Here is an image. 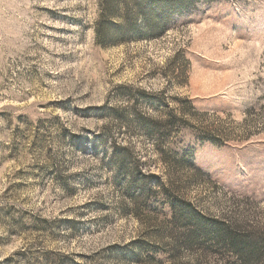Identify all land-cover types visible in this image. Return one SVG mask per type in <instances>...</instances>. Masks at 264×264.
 <instances>
[{
    "label": "rangeland",
    "instance_id": "1",
    "mask_svg": "<svg viewBox=\"0 0 264 264\" xmlns=\"http://www.w3.org/2000/svg\"><path fill=\"white\" fill-rule=\"evenodd\" d=\"M176 1L0 0V264H225L190 234L264 228V0Z\"/></svg>",
    "mask_w": 264,
    "mask_h": 264
},
{
    "label": "trees",
    "instance_id": "2",
    "mask_svg": "<svg viewBox=\"0 0 264 264\" xmlns=\"http://www.w3.org/2000/svg\"><path fill=\"white\" fill-rule=\"evenodd\" d=\"M115 0H106L105 12L109 16L112 12ZM127 2L129 0H126ZM156 5L153 13L155 16H164L167 11L175 12L180 8V2L174 0H150ZM161 1L166 3H161ZM179 2V3H178ZM154 5V6H155ZM158 8V9H157ZM137 9L145 15L143 4L138 3ZM103 29L99 28L98 33L102 38H106L108 24L103 23ZM170 120L153 119L151 125H147L150 130L160 133L162 138L164 131L169 129ZM146 177V176H144ZM202 240H201V239ZM204 256L214 253L220 260L225 261L226 253L234 255L232 262L225 264H264V228L256 222H239L237 220L210 218L200 225L198 230H194L189 236L190 246L198 244Z\"/></svg>",
    "mask_w": 264,
    "mask_h": 264
}]
</instances>
